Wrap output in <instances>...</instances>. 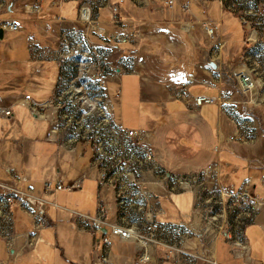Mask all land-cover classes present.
<instances>
[{"label":"crops","instance_id":"1","mask_svg":"<svg viewBox=\"0 0 264 264\" xmlns=\"http://www.w3.org/2000/svg\"><path fill=\"white\" fill-rule=\"evenodd\" d=\"M18 1L9 3L8 9L13 6L21 9ZM141 1L113 0L120 6V21H102L100 30L92 32L90 39L102 59L112 66V73L106 75V96L111 101L115 120L126 126L117 118L116 104L127 98L131 102L130 111L136 114L141 125L127 127L139 134L154 131L152 139L144 140L152 145L159 163L154 167L149 163L148 168L140 167V158L134 157V154L141 155L138 148L135 153L129 150L133 157L129 162L126 148L117 163L105 158L97 164L88 144L70 152L49 139L48 132L40 139L24 131L21 120L24 113L35 120H48L32 109L55 91L59 63L53 42L60 29L79 22L43 21L44 18L39 20L24 13L14 16L0 11V17L6 16V20L28 27L26 32L4 29L0 38L1 47L7 33L18 34L14 45H10V52L0 51V106L10 107L13 112L10 117L0 118V179H10L15 174L24 177L20 185L30 186L53 202L47 205L49 223L40 229L36 244L30 247H26L25 234L32 226V218L22 208H13L14 235L10 242L0 236V264H94L102 253L95 245L98 237L93 230L82 226L77 214L94 215L99 197L108 207V218L113 222L135 223L142 214L137 205L150 206L157 211L159 220L184 223L182 230L188 236L182 248L197 254L207 252L222 264H264V206L256 209L247 205L250 208L246 215L235 210L225 215L220 220L224 231L215 230L213 235L203 218L213 207L212 197L222 196L224 204L229 200V206L239 207L240 201L228 192L239 191L242 178L248 179L252 193L264 199V92L259 86L244 89L238 80L239 72L247 68L246 63H255L256 68L252 70L264 75V35L259 33L255 40L248 41L246 22L241 19L248 9H254L257 13L253 16L264 21V0H174L172 4H165V0H147L152 1L147 7ZM75 11L73 3L68 2L63 7V17L72 18ZM108 15V11L102 12V17ZM204 21L217 25L216 39L206 34ZM118 34L129 38L119 40ZM12 52L22 56L15 59L9 55ZM49 63L56 64V81L49 91L36 98L28 91L29 84L38 83L35 76L44 74ZM125 74L136 76L139 81L135 91L129 90V97L122 89ZM250 74L253 76L256 72ZM111 83L116 85L114 91ZM179 84L185 85L186 98L176 96ZM201 94L218 100L197 105L195 97ZM134 159L139 160V167L132 170ZM184 159L211 160L218 167V174L226 178L223 183L204 186L207 194L203 197L198 194L202 192L201 187L169 189L161 178L163 165L171 172H190L205 165L183 164ZM113 163L116 166L107 171V176L116 183L100 185L101 166ZM171 172H166L168 177L175 176ZM58 178L66 183L81 178V187L47 190L46 182L54 183ZM119 190L126 202L125 212L121 211L116 197ZM61 192L64 194L60 196ZM3 220L0 213L2 234ZM226 232L232 237L228 238ZM112 241L113 264H137L136 258L142 252L140 244L116 236ZM234 242H239L241 249L243 245L248 247L249 259L235 254L239 245ZM167 252L162 246L155 247L150 264L181 263L174 262Z\"/></svg>","mask_w":264,"mask_h":264},{"label":"built area","instance_id":"2","mask_svg":"<svg viewBox=\"0 0 264 264\" xmlns=\"http://www.w3.org/2000/svg\"><path fill=\"white\" fill-rule=\"evenodd\" d=\"M167 2L172 4L174 0H167ZM105 4L110 7L112 12V19L110 22L118 23L120 17L119 5L117 3L111 0H85L82 1L80 7L79 25L61 29L60 45L56 49L59 74L53 99L55 101L57 98L60 99L57 100L58 106L65 103L66 107L64 110H61L62 114L59 115V117L52 116L50 118L51 127L48 132V138L56 141L60 146L65 145V148H68L66 143H69L70 147L68 149L73 150L74 147L71 145L74 141L80 140L78 138H81V135L87 132L90 139L93 141L96 153L95 161H97L98 164L103 162L105 158L113 159V161L117 163V158L125 152L126 148L128 149V162L133 158L131 156L132 152L137 148L138 151L141 152L144 161L153 160V147L150 142L144 140L147 133L144 131L139 134L136 129L127 127L115 120L111 101L106 96L107 74H104L97 67V60L100 58L102 59V55L95 49V45L90 39V31L98 32L100 26L92 24L91 26L88 23L94 20L95 7ZM34 6L35 5H30L29 7ZM186 6H188V3H186ZM246 12L247 15H250V18L245 15L246 17L242 16L243 20L246 23H248V21L252 23L251 21L253 20L255 22L254 24H256V26L251 28L252 36L248 39V41H253L256 38L255 36L259 33L264 35V21L258 19L257 16H253L257 13L254 9H248ZM251 17L254 19L251 20ZM5 26H9L12 30H25V27L15 20H6ZM203 29L211 39L217 38L218 27L215 23L204 21ZM117 38L119 40H127L129 36L118 34ZM221 45H223V43ZM72 70L76 71V73H69ZM82 79H85L84 84L87 85L86 91L91 95L90 105H83L82 100L79 99L77 95V87H86L80 84ZM238 80L241 87L247 90L257 86V79L244 72H239ZM65 81H69V88L67 90L63 89V82ZM92 84L95 85V87L89 91L88 89ZM176 96L181 98L187 97L184 84L178 85ZM53 99H48L35 105L37 109L34 107V113L38 115L41 108L45 109L53 105V103H55ZM217 100L218 99L215 97L204 94L195 97L197 105L214 103ZM11 115H13V112L10 107L0 106V118L10 117ZM63 115H70V120L74 119L75 122L63 123L62 120L58 119L62 118ZM66 127L69 129L73 128V135H69L68 140H63L62 136L55 139L58 134L57 131L63 130ZM140 135H142V137ZM131 149L132 152L129 151ZM141 155L137 156L134 154V157L136 156L137 159L140 158L141 161ZM138 161L134 159L132 170L135 169V167H139ZM116 163H113L112 166L104 165L102 167L103 170L99 176L100 185L108 183L110 177L107 176V171L114 168ZM117 166H120V164ZM24 179V177H20L17 174L13 175L10 179H0V213H2L4 217L3 221L5 222L3 234L0 231V236H4L9 242L12 240L14 235L13 208L20 207L32 218V226L25 234L26 247H30L36 244L40 229L49 223L47 205L53 202L42 195L34 193L30 186H21L20 182ZM45 186L49 191L61 189L74 190L81 187V178L68 183L58 178L54 183L47 181ZM228 194L235 195L232 190L229 191ZM243 195L245 202L256 209H260L264 205L261 197L248 190L244 191ZM118 204L121 211L125 212L126 202L122 193L119 194ZM137 208H143V206L138 204ZM77 215L80 217L82 226L93 230L96 237H98L95 245L97 248L102 249V253L94 264L114 263L110 258L113 236L118 237L120 240L133 241L142 246V252L138 254L136 258L137 264H150L152 262L153 253L149 248L150 245L156 244L157 242L166 243V245L170 247V251H175L177 254L179 253L178 260L182 264H222L207 252L197 254L186 248H182V240L188 235L184 229L182 230L184 223L164 222L154 219V215L150 211L147 216L142 212L140 220L135 221V223L127 224L128 222H113L108 218V207L101 197H99L97 210L94 215L87 213H78ZM226 234L228 238L232 237L230 233L226 232ZM156 235H160L162 238H156ZM234 244L239 245V249L235 254L240 257L246 256L249 259L248 247L243 245L241 249V244L239 242H234ZM184 260L187 262H184Z\"/></svg>","mask_w":264,"mask_h":264},{"label":"rangeland","instance_id":"3","mask_svg":"<svg viewBox=\"0 0 264 264\" xmlns=\"http://www.w3.org/2000/svg\"><path fill=\"white\" fill-rule=\"evenodd\" d=\"M12 1H14V3H15V1H18V0H0V11H2L3 14L11 13L12 15L15 16L16 13L17 14L18 13H21V14L24 13V15H26L27 17H33V18L39 19V20H42L40 18H44L45 20H43V21H54L56 19V21L60 20V21L64 22V21L75 20V21L80 23V21H79L80 7L82 5V1H85V0H19L18 1V5H20V4L22 5L21 9L17 10L18 8L15 9V6H13V7L11 6L13 9H11L12 12H9L11 10L8 9V7H9L8 5H9V3L11 4ZM111 1L113 2V0H111ZM224 1H236V0H224ZM68 2H72L73 6H74V9L76 10L75 11L76 13H75L74 17H72V18L63 17L64 15L62 14L63 7ZM140 3L147 7V6H149L150 3H152V1H150V3H149L147 0H142ZM164 3L167 4L168 3L167 0H165ZM168 4H171V3H168ZM30 5L31 6L35 5V6L34 7H29ZM103 11H108V13H109L108 17H102V12ZM246 14H247V12H246ZM246 14H243V16L246 17L245 16ZM18 16H19V14H18ZM5 17H0V26H1L0 28H3V31H4V29H8L10 31H20V32L22 31V30H12V29L9 28V26H5V22H6ZM119 17H120V6H119ZM108 19L109 20L112 19V12H111L110 7L107 4H105V5H101V6L95 7L94 20L92 22L88 23V24L89 25L92 24V25H100L101 26V25H103L102 21H107ZM241 19H243L242 15H241ZM245 24L247 26L246 37H247V40H248L249 37L252 36V33H251L252 29L251 28L253 26H256V24L250 23V21H248V23H245ZM22 26L25 27V30H23L22 32L28 31V27H27L26 24H22ZM61 31L62 30L60 29L59 34L57 35L55 41L53 42L55 49H57L59 47V45H60ZM92 32L93 31H90V34H92ZM250 33H251V35H250ZM17 35L18 34H15V33H10V34L7 33L6 39L1 42L0 51L2 53L10 52V45H14L15 37H17ZM8 41H10L9 45H8ZM213 53L215 54V52H213ZM9 55L16 59L18 57L20 58V56H22V53L21 54H17L15 52L14 53L12 52V53H9ZM216 55H218V54L216 53ZM244 61H245V59H244ZM246 64H247L246 67L248 69L245 68L244 69V73H247V74L251 75L250 74L251 72H256V75L254 74L253 76H254V78L257 79V86H259V90L261 92H264V75L262 73L258 72L257 70H254V71L252 70V68H256V64L255 63H246ZM97 67L104 74H109L110 72L112 73V66L110 64H108L106 62V60H103L101 58L98 59L97 60ZM69 73L75 74L76 71L72 70ZM56 76H57L56 64L55 63H49L48 64V70L44 71V74H42L41 76H38L37 78L35 76V79L37 80L38 83L37 84H33V83L29 84V88L30 89L28 91L33 96H35L37 98V96L39 94H42L45 91H49L52 88L53 84L56 81ZM84 80L85 79H82L80 84L84 85L86 87H77V95H78L79 99L82 100L83 105H90L89 102H91V95L88 93V91H86L87 85L84 84ZM68 82L69 81L63 82V89L67 90L69 88V83ZM115 86L116 85L114 83L110 84V88H111L112 91H114ZM94 87H95V85L92 84L91 87H89L88 90L91 91ZM138 87H139V81H138L136 76H133L131 74H125L124 75V80H123V83H122V89H123L124 93L126 94V97H129L128 96V92H129V90L131 91V88L133 89V91H135ZM54 90L56 91V84H55V89ZM53 98L54 97L52 95L49 99H53ZM57 100H60V99L57 98ZM57 100L55 101L53 99V102H55L56 104L53 103V105L48 106L45 109L41 108V109H44V110L40 109V113L38 115H41L42 118H48V120L52 116L59 117V115L62 114L61 110H64L66 105L64 103V104H61V105L58 106V101ZM130 103L131 102L129 101V99L126 98L124 100L122 98V102L116 104L117 118H118L119 121H124L126 126L139 127L141 125L137 121L136 114L134 112L130 111V109H129V104ZM34 107H35V105H34ZM34 107H33L32 110H34ZM120 107H121V110H120ZM70 118H71L70 115H66V116L63 115L62 118H58V119L62 120L63 123H65V122H68V123L69 122L70 123L75 122L74 119L70 120ZM21 120H22V124H24V127H23L24 131L28 135H30L32 137H37V138H40V139H42V138H44V136H46L47 132H49L48 131L49 128L51 127V124L49 123L48 120H45V119L35 120L32 117L27 116L26 113L23 114V117H22ZM182 120L183 119H180V121H182ZM168 123H170V122H168ZM168 129L170 130V124H168L167 131H168ZM72 130H73V128L69 129L67 127L65 129H63V130H60V131L58 130L57 131L58 134L55 137V139L56 138L58 139L59 136H62L63 140L64 139L68 140L69 135H73L72 134L73 133ZM145 133H147V135L144 137V139H146L147 137L152 139V135L154 134V131H152V130L151 131H145ZM81 136H82L81 138H78L80 140L74 141V143L71 145V146L74 147L73 150H69L68 149L70 147L69 143H66V145L68 147L66 149L68 151H70V152H76L77 150H80V147H82L83 145H87L88 144L93 149L94 157H95L96 153H95V149H94V146H93V141H92V139H90L89 134L86 132V133H83V135H81ZM167 136H169V132H168ZM60 141H61V137H60ZM58 145H60V144L58 143ZM60 147L65 148V145L64 146H60ZM154 158H155V156H154ZM154 158H153V160H145V161L141 160L140 161V167H145L146 166L148 168L149 163L152 164L151 167L158 166L159 161L156 160V158L155 159ZM186 162H197L199 164H204L205 163V165H203L202 167H197L193 171H190V172L186 171V170L184 172H181L183 170H181V171L173 170L172 171L173 173L169 170V168H167V166L163 165V168L161 169L162 173H160V174H161V178L165 179L167 187L169 189H172V187H173L176 191H178V190H185V189H188V188H192V189L199 188L200 189V187H201L202 192L198 193V194H201V196L203 197V196H205L207 194V192L204 191L205 190L204 186H206L208 184H212V183L213 184L214 183L217 184L219 182L223 183V180L226 178L224 175L220 176L218 174L219 169H218L217 166L214 165L213 162H211V160L207 161V159H206V160H196V161L195 160H193V161L189 160L188 161L187 159H184V160L181 161V163H183V164H185ZM96 163L98 164V162H96ZM95 164H93V165H95ZM102 167L103 166H101V168ZM166 172H171V175H175V176L168 177ZM108 180H109L108 182H111V180H112V182H111L112 184L116 183V181L114 183L113 179H111V178H109ZM239 183H238L240 185L239 186L240 188H238L239 191H237V190L233 191L234 193L238 194V196H235V195L233 196V194H232V197H237V200L240 201V204H239L238 208L235 209V208L229 206V200L227 202V205L224 204L222 196H221V198L212 197L213 207H210L208 209L207 214H205L206 218L203 217L206 220V222H207V224H208V226L210 228L209 232L212 235H213V233L215 234V230L218 233H220V231H224V223H221L222 221H220V220L225 215H229L234 210L238 211L239 213H242L243 215L247 214L248 207L250 205L247 206L248 204L244 200L243 192L248 190L249 192L252 193V191H251V189H247V188H249L248 179H245V178L243 179L242 178L241 181H239ZM114 187H115V185H114ZM34 193H36V192H34ZM121 193L122 192L120 190L117 192V194H116L117 195L116 196L117 199L119 198V194H121ZM36 194H38V193H36ZM62 194H64V192H61L60 196ZM209 194L211 195V193H209ZM38 195H40V194H38ZM261 199H262L263 204H264V199L263 198H261ZM61 200H64V199L61 198ZM250 207H252V206H250ZM137 210L143 212V214L146 215V216L148 215V213L150 211L154 215L153 218L154 219H158V216L156 214L157 211L153 207L147 206V207H143V208H137ZM156 238H162V237L160 235H156ZM185 238L182 240V242H184ZM157 246H162V247L165 248L166 251H169L167 253L170 254V256H171V258L173 259L174 262L177 263V261H179L178 260L179 256L177 255V253L175 251H170V247L168 245H166V243L157 242L156 244L150 245L149 249L154 250V248L157 247ZM221 246H222V243H221ZM184 262H187V261L184 260Z\"/></svg>","mask_w":264,"mask_h":264},{"label":"water","instance_id":"4","mask_svg":"<svg viewBox=\"0 0 264 264\" xmlns=\"http://www.w3.org/2000/svg\"><path fill=\"white\" fill-rule=\"evenodd\" d=\"M3 35H4V31H3V28H0V38H3ZM213 66H215V63H211Z\"/></svg>","mask_w":264,"mask_h":264},{"label":"bare ground","instance_id":"5","mask_svg":"<svg viewBox=\"0 0 264 264\" xmlns=\"http://www.w3.org/2000/svg\"><path fill=\"white\" fill-rule=\"evenodd\" d=\"M89 104H90V102H89Z\"/></svg>","mask_w":264,"mask_h":264}]
</instances>
